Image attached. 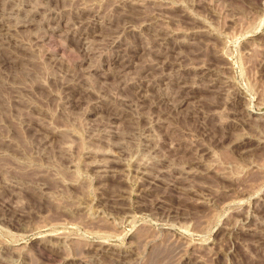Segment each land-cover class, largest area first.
Returning <instances> with one entry per match:
<instances>
[{"label":"rangeland","instance_id":"obj_1","mask_svg":"<svg viewBox=\"0 0 264 264\" xmlns=\"http://www.w3.org/2000/svg\"><path fill=\"white\" fill-rule=\"evenodd\" d=\"M0 264H264V0H0Z\"/></svg>","mask_w":264,"mask_h":264}]
</instances>
